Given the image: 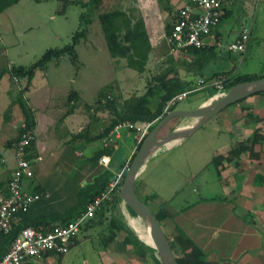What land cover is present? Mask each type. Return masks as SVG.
Returning <instances> with one entry per match:
<instances>
[{
  "label": "crops",
  "instance_id": "crops-1",
  "mask_svg": "<svg viewBox=\"0 0 264 264\" xmlns=\"http://www.w3.org/2000/svg\"><path fill=\"white\" fill-rule=\"evenodd\" d=\"M147 1H150L151 4L153 2L157 3L156 11L160 15L158 0H140L138 1L139 7L136 8L134 6L136 10H130L134 14L141 16L151 50H161L158 40L161 37H166L164 31L165 23L163 22L161 25H158V20L156 19L155 21V7L152 5L151 8L149 4L144 6ZM183 1L166 0L171 10L179 8ZM237 1L241 2L243 0H220L223 15L232 17L233 4ZM259 3H263L264 5V0L251 1V4L255 8ZM101 6L102 3L97 9L99 10ZM103 8H106V4H103ZM253 20L251 19L249 26L254 27ZM220 27L218 26L213 30L212 35L205 40L207 48L211 49V53L209 52L206 57L207 63L204 70L207 76H212L221 70H231V68L236 66L238 60L241 62L243 57L240 53L234 56L232 52L227 51L225 46L222 47L220 44L222 39ZM247 27H239L235 32V38ZM157 33H160V38L156 36ZM162 55L164 54L162 53ZM191 74L193 73L183 72L180 76L184 80L193 81L190 78ZM199 78V75H197L193 83L195 84ZM192 94L194 95L191 102L183 106L177 105L175 109H193L212 96L210 88H204L201 91L192 92L184 101L187 102ZM66 97V94H64L63 99L67 101ZM252 98L259 100L257 102L256 100H252L251 104L255 103V105H251V109H248L249 113H252L249 116L248 122L245 121L246 119L233 118V121L230 123V119H227V114L231 113L234 108L230 112H227V114H224L227 108L223 112L221 111L222 113H219V116L223 117L222 122L228 134V141L216 148L206 149V155L202 156L200 161L198 160L196 164L194 162V164L191 163V169L188 170L186 177L180 181L182 184L180 188L174 191L176 192L175 195L169 196L168 194L165 197L160 193V188L153 186L150 179L146 178L148 169L152 167V173L158 171L159 164L152 166V163L159 157L162 150L166 151L173 147L177 148L186 143L192 145L191 143L194 141H191V137L196 131L186 139L169 142L157 150L144 164L135 181L134 189L137 196L143 198L151 209L156 210L159 207H163L173 217L176 226L199 248L207 253V260L217 264H264V142L254 147V152H258L256 156L249 157L248 155H242L238 163L234 160L230 163L222 161L217 167L219 175L211 164V159L214 156L219 155L225 158L228 151L237 143L251 138L253 131L259 130L264 135V95L251 96L245 99L244 103L245 101L250 102ZM67 104L71 105V107L64 109L66 105L62 106L64 110L61 113L55 111L58 107L57 105L53 106L51 110H48V107H46L45 111H36V114L33 111L35 118L33 133L36 158L32 161L33 177L23 181L25 190L39 193V197L34 200L28 210V217L31 219L46 216L50 221L51 216L62 214L75 203L78 189L90 182L93 177L97 176L105 168H111L115 175L123 170L135 153L136 146L138 145L135 133L127 130L125 127L113 130L102 139L89 142L79 139L70 141L71 134L81 130V118H79L77 119L79 130L73 132L71 130L69 132L71 123L76 122V119H70V117H74L75 115L80 117L81 110L80 106L76 107L73 101H67ZM72 104L74 107H72ZM240 109L243 111L247 108L242 107ZM234 111H232V114L235 113ZM93 120L96 119L93 118ZM173 120L176 122V125L168 129L167 132H163V128H161L162 134L160 136L167 134L176 127H184L192 123V119L183 118H173L167 123L170 124ZM104 123V120L96 122L97 126L93 127L92 132L89 133L90 138L100 132L101 126ZM198 144L199 142L197 141L196 145ZM102 149H107L111 152L110 155H102L109 158L107 166L99 164V160L96 162L88 161L95 152ZM8 151H11V153L1 158L7 164L0 167V181L6 179L7 172L14 166L13 150L12 148H8ZM85 154L87 157H84ZM178 158L179 155L175 159ZM177 163L175 160V165ZM168 164L162 163V173H167L166 169L169 166L172 168L173 173H178L174 171V164ZM120 165H122L121 169L119 168ZM209 166L215 176L217 190L215 191V196L206 198L198 195L200 192L199 187L201 186L197 184L198 182L195 184L194 181L200 178L207 180L209 175L204 174V172L208 170ZM211 177L213 178V176ZM170 183V181H164L163 185L172 189L173 184L170 185ZM149 204H153L154 206L150 207ZM107 209L103 218L104 223L95 222L85 229H81L70 250L80 245L84 240L91 241L95 239L94 241L97 242V247H95L96 264H141V262H146V260L152 262L148 253L144 255L134 253L133 240L131 243L128 237L127 230L138 241L147 245L130 224L133 221L136 228L143 232L140 220L130 213L127 205L120 199L118 202L107 207ZM111 219L115 220V223L120 225L121 229L116 233L114 238L110 239V232H108L106 224ZM59 222V220H53L50 225L59 224ZM63 257L56 255L41 257L36 260L35 264H53V259L59 264Z\"/></svg>",
  "mask_w": 264,
  "mask_h": 264
},
{
  "label": "rangeland",
  "instance_id": "rangeland-1",
  "mask_svg": "<svg viewBox=\"0 0 264 264\" xmlns=\"http://www.w3.org/2000/svg\"><path fill=\"white\" fill-rule=\"evenodd\" d=\"M39 1L21 0L16 5L4 10L3 14H1L2 12L0 13V71L10 66L30 65L45 50L49 48H62L71 42V38L78 28L79 15L81 12H85L86 8L68 4L65 6L63 13H58L63 6L62 0ZM81 1L87 2L88 0ZM138 1L140 0H102V6L91 15V23L86 39L81 40L75 46L76 60L71 61L69 56H64L58 61L49 62L45 70L35 73L26 90L24 89L25 79L20 78L16 80L7 74L2 75L0 79V159L11 153L5 146V142L15 137L18 126L20 123L22 125V115L17 104L14 102L17 96L26 107L35 111V114L36 111H45L46 107H48V110H51L55 105L58 106L55 111L61 113L65 108L71 107L63 99L64 94L68 96L71 91H76L79 97L78 101L74 103L76 107L80 106L81 116L75 115L74 117H70V119H76V122L71 123L69 132L71 130V132L79 130L77 119L81 118V129L90 126L89 133H91L92 128L97 126L96 122H98L92 120L93 116H96L100 121L105 120L107 117L105 112L88 111L84 107L87 104H93L99 92L102 90L108 91L111 96L118 98L119 103L131 95H141L144 93L148 80L162 68L164 60L170 55L165 38L161 37L158 40L161 50H151L145 71L138 73L127 67L124 58L110 56L105 47L103 34L97 20V14L99 13L117 11L127 14L128 10L139 7ZM251 1L253 0H243L233 4L232 17H227L220 25V33L222 34L220 44L222 47L225 46L227 48V45L233 42L238 28L249 26L251 19H254L250 41L246 51L242 54L241 62L238 60L236 66L238 74L263 75L264 5L263 3H259L256 9L251 4ZM103 4H106L105 9L103 8ZM148 4L151 5V8L152 5L155 7V21L156 19L158 20V25L167 22L168 15L164 8L166 0H161L159 4L160 15L156 11L157 3L153 2L151 4L150 1H147L144 6ZM156 36L160 38L161 35L157 33ZM232 54L235 56L239 52H232ZM181 74H183L182 71H180ZM190 78L194 81L197 75L191 74ZM193 95L188 98L187 102L184 99L177 105L183 106L191 102ZM252 100L256 99L252 98L250 102L245 101V103L233 104L231 105L232 107L229 106L226 109L224 114L230 112L232 108L235 110L234 114H232L233 110L227 114V119H230V123L233 121V118L246 119L245 121L248 122L249 116L247 114L252 115L248 109H251V105H255V103L251 104ZM65 105L66 107L63 109L62 106ZM242 107L247 109L241 111L242 109L240 108ZM222 118L217 114L199 128L191 137V141H194L191 143L192 145L186 143L177 148L173 147L166 151L162 150L159 157L153 161L152 166L159 164V169H157L159 172L152 173V167H150L146 178L150 179L153 186L159 187L162 192L158 191L165 197L168 194L169 196L176 194L174 191L180 188L182 184L180 181L186 177L188 170L191 169V163L196 164L198 160L200 161L201 157L206 155V149L216 148L228 141V134L225 131ZM175 123L173 120L170 124H165L162 127L163 132H167L172 126L174 127ZM161 131L159 135L162 134ZM197 141L199 142L198 145H196ZM178 155L179 158L175 159ZM84 157H87L86 154ZM161 160L164 162H161ZM175 160L178 162L177 165H175ZM162 163H169L168 165L174 164V171L178 173H173L170 166L166 169L167 173H162ZM6 164L0 162V167ZM211 170L209 166L208 170L204 172V174L209 175L207 180L200 178L194 181L195 184L198 182L197 184L201 186L199 187L200 192L198 194L201 197L215 196V191L217 190L215 185L216 179ZM164 181H170V185L173 184L172 189L164 186ZM193 195L196 196L194 193ZM140 199L142 200L143 198ZM149 205L150 207L154 206L153 204ZM94 240H84L80 245L73 247L71 250L69 249V252L64 255L63 261L61 260L59 264H96L95 247H97V242ZM175 251L176 253L179 252L177 249ZM52 262L53 264H57L55 259ZM141 264H152V262L146 260V262H141Z\"/></svg>",
  "mask_w": 264,
  "mask_h": 264
},
{
  "label": "trees",
  "instance_id": "trees-1",
  "mask_svg": "<svg viewBox=\"0 0 264 264\" xmlns=\"http://www.w3.org/2000/svg\"><path fill=\"white\" fill-rule=\"evenodd\" d=\"M18 1L20 0H0V13L15 5L16 3H18ZM101 1L102 0H88L87 2H83L81 0H62L63 6L58 13H63L65 10V6L68 4L79 5L82 8H86L85 12H81L79 15L78 28L74 32L71 38V42L62 48H49L45 50L43 54L30 65L10 66L5 70L0 71V79L4 74H7L8 76L16 80L20 78L25 79L24 89L26 90L35 73L45 70L49 62L58 61L61 57L64 56H69V59L71 61H75V46L81 40L86 39L91 23V15H93L94 10L99 7ZM158 1V3L160 4L161 0ZM166 5L164 8L168 15V20L167 22H165L164 31L165 36H168L174 22L176 21L177 9L171 10L170 6ZM226 18L227 15H222L218 26H220ZM97 20L100 24V29L103 34L105 47L108 50L110 56L114 58H124L126 60L127 67L137 71L138 73H142L143 71H145V66L151 52V45L141 16L134 14L131 10H128L127 14L112 11L108 13L104 12L97 14ZM252 28L253 26H249L247 28L248 43L251 38ZM209 52L211 53V49L205 46L200 49L186 48L178 58L168 55V58H166L163 62L164 65L162 66V68L158 70L154 75H152L148 80L144 93L141 95H131L128 98L124 99L121 103L118 102L117 97L111 96L108 91L102 90L96 95L93 104H87L84 106L88 111L93 110L95 112L99 111L105 112L107 114V117L104 120L105 123L101 126L100 132L94 136H91L90 138V127L86 126L79 132L71 134L70 141L79 139L84 142H89L102 139L106 137L110 132H112L115 126L119 124L150 122H154L155 124L168 112L175 109V107L179 103H176L170 110L165 111L164 108L170 99H172L177 94L195 88L196 83L194 84L193 81L184 80L180 76L179 71L199 75V77L204 82H209L216 77H221L223 79L222 91H226L238 83L264 77V74H238L237 66H234L229 71L221 70L214 73L212 76H207L204 70L207 63L206 57ZM240 54L243 53L240 52ZM204 88L196 89L193 92L201 91ZM210 91L212 96L217 93V91L213 88H210ZM191 93L192 92H190L188 95H190ZM261 95H264V93H258L255 96ZM78 97L79 95L76 91H71L67 96V101H78ZM244 100L236 104L242 103L244 102ZM14 102L15 104H17V107L22 115V125L18 128L16 136L8 139L5 142V146L12 149L15 147L23 133L27 131L33 132L35 128V118L33 111L30 108L26 107L18 96L14 100ZM72 107H74L73 104ZM247 115L251 116V114ZM93 118L96 119L95 121L99 120L98 118H96V116H93ZM263 142L264 135H262L259 130L253 131L251 138L237 143L228 151L225 158L219 155L214 156L211 159V164L214 166V168L216 169V173L219 175L217 167L221 164L222 161L230 163L234 160L238 163V160L241 159L242 155H248L249 157L256 156L258 152H254V147L257 144H261ZM139 144L136 146L135 151L138 149ZM35 152L36 151L33 139L26 147L25 159L32 163V161H34V159L36 158ZM104 154L110 155L111 152L107 149H102L95 152L88 161L96 162ZM130 161L128 162L127 167ZM121 167L122 165H120L119 168L121 169ZM124 173L125 169L123 170L122 178L124 176ZM114 177L115 173L113 172V170L111 168H105L97 176L93 177L90 182L86 183L78 189L76 193V201L70 208H68L62 214L51 216L50 221L46 218V216L31 219L28 217L27 211L21 216L20 221L13 226L11 232L3 237L2 248L5 250V246L8 244V242L12 238H14L21 229L25 227L42 228L43 230H48L51 227L50 223L53 220H59V225H64L68 221L74 220L84 212L87 204L91 200H93L96 196H98L105 190L109 182ZM121 181L122 180H120V185ZM4 182L5 181H0V184L3 185ZM118 201L119 198L116 191L114 194H112L110 200H106V202L101 205V207L95 212L94 217L83 226L82 230L87 226L94 224L95 222L104 223L103 218L105 216V212L108 210L107 207ZM143 202H145L144 199ZM150 210L161 225L175 255L177 264H217L215 262H210L209 260H207V253L199 248L182 232V230H180L176 226L173 221V217L168 214V212L164 210L163 207H159L156 210ZM129 211L133 214L131 210ZM106 225L108 232H110V239L114 238L116 233L121 229L120 225H117L115 223V220L113 219L109 220ZM127 233L129 235L128 237L130 242L133 240L134 253L138 255H144L145 253H148L153 264H160L157 253L153 248L138 241L137 238L129 230H127ZM176 249L179 251L178 253H176ZM50 255L51 254H47L44 257Z\"/></svg>",
  "mask_w": 264,
  "mask_h": 264
},
{
  "label": "built area",
  "instance_id": "built-area-1",
  "mask_svg": "<svg viewBox=\"0 0 264 264\" xmlns=\"http://www.w3.org/2000/svg\"><path fill=\"white\" fill-rule=\"evenodd\" d=\"M177 18L168 36L165 37L168 52L172 57H180L186 48L200 49L206 46L205 40L212 35L223 15L220 0H184L177 8ZM248 44V30L243 29L235 41L227 45L230 52L244 53ZM221 77L209 82L201 78L196 81L195 88L175 95L169 100L164 110H170L176 103L184 100L190 92L199 88L210 87L222 92ZM154 122L124 123L115 126L114 130L125 127L135 133L137 144L151 130ZM34 139V133L27 131L13 150L14 166L7 172L4 184H0V264H35L36 260L47 254L64 256L76 240L85 224L95 215L101 205L110 200L112 194L120 186L121 170L109 182L103 192L91 200L83 213L64 225L53 224L48 230L25 227L2 248L3 237L9 234L23 214H25L38 193L28 192L23 187V181L33 177L32 163L25 159L26 147ZM0 162L5 163L4 159ZM109 158L102 156L99 164L107 166Z\"/></svg>",
  "mask_w": 264,
  "mask_h": 264
},
{
  "label": "water",
  "instance_id": "water-1",
  "mask_svg": "<svg viewBox=\"0 0 264 264\" xmlns=\"http://www.w3.org/2000/svg\"><path fill=\"white\" fill-rule=\"evenodd\" d=\"M258 93H264V77L241 82L226 91L217 92L193 109H173L157 121L141 140L138 149L125 170L117 195L140 220L143 232L150 239L149 243L143 242L156 251L160 264H177V262L161 225L146 202H143L135 192V181L142 167L162 146L175 140H183L190 137L221 111ZM173 118L192 119V123L184 127H176L167 134L160 136L161 128Z\"/></svg>",
  "mask_w": 264,
  "mask_h": 264
},
{
  "label": "bare ground",
  "instance_id": "bare-ground-1",
  "mask_svg": "<svg viewBox=\"0 0 264 264\" xmlns=\"http://www.w3.org/2000/svg\"><path fill=\"white\" fill-rule=\"evenodd\" d=\"M140 223H141V222H140ZM130 224L133 226V229L136 230L137 234L140 236V238H141L144 242H146V243H149V242H150V239H149V237L147 236V234H146L145 232H142V231L138 230V229L136 228V226L134 225L133 221H131Z\"/></svg>",
  "mask_w": 264,
  "mask_h": 264
}]
</instances>
